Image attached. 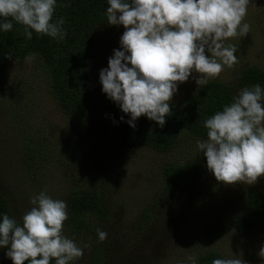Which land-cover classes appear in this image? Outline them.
<instances>
[{
    "label": "rangeland",
    "instance_id": "374dc122",
    "mask_svg": "<svg viewBox=\"0 0 264 264\" xmlns=\"http://www.w3.org/2000/svg\"><path fill=\"white\" fill-rule=\"evenodd\" d=\"M243 23L251 26L248 35L225 41V46L235 45L237 63L231 68L224 66L218 77L210 79L231 84L243 68H264V0H250ZM124 31L123 25L98 28L96 53L88 59L93 92L80 124H72L59 108L38 57L13 61L7 67L0 80V194L8 202L12 217L22 226L23 216L37 207L31 203L32 197L45 192L54 200L67 202L70 189L87 179L103 192L110 208L107 221L99 227L107 239L99 242L92 232L94 227L89 233H74L67 219L62 234L83 249V256L70 264H91V247L85 246L96 241L99 244L95 247L105 256L101 264H192L190 258L200 264L199 256L208 252L219 253L221 259L264 264V257L259 255L264 247V223L246 233L232 225L243 189L257 188L264 196V176L254 184L226 185L212 173L185 181L171 193L163 192L162 164L204 161L206 156L197 146V141L204 140L196 137L181 140L169 151L144 146L109 156L107 94L102 91L99 73L108 67L114 49L121 47ZM199 75L194 71L186 82H178L170 103L198 89L193 77ZM149 206L153 219L148 227L139 229L136 218ZM85 216L90 222L91 215ZM217 224L220 230L209 236L207 228ZM7 250L0 246V264H12Z\"/></svg>",
    "mask_w": 264,
    "mask_h": 264
},
{
    "label": "clouds",
    "instance_id": "9594fccd",
    "mask_svg": "<svg viewBox=\"0 0 264 264\" xmlns=\"http://www.w3.org/2000/svg\"><path fill=\"white\" fill-rule=\"evenodd\" d=\"M250 0H108L110 25H123L119 49L100 70L102 91L130 114L135 128L142 115L160 127L171 114L170 102L178 82L192 73L197 85L204 86L237 63L235 45L228 38L244 37L250 25L243 23ZM57 0H0V29L11 31L16 22L25 26L27 39L32 31L63 39V18L52 22ZM119 14V15H118ZM242 25V26H241ZM239 30V31H238ZM206 51L208 54H206ZM210 53V55H209ZM8 53L7 58L11 59ZM34 55L26 57L33 60ZM131 65V66H129ZM264 90L259 84L243 88L234 102L224 106L204 122L207 139L197 141L206 156L207 169L226 185L254 184L264 176ZM123 120V117H121ZM33 207L22 218V226L7 214L0 222V246L13 264H70L83 256V249L62 232L69 218L67 204L45 192L31 198ZM99 242L107 233L96 230ZM85 247H91L86 245ZM259 255L264 257V247ZM196 264L195 258H190ZM212 264H246L240 258L215 259Z\"/></svg>",
    "mask_w": 264,
    "mask_h": 264
},
{
    "label": "trees",
    "instance_id": "16d2710c",
    "mask_svg": "<svg viewBox=\"0 0 264 264\" xmlns=\"http://www.w3.org/2000/svg\"><path fill=\"white\" fill-rule=\"evenodd\" d=\"M109 6L108 0H57L52 22L63 18L62 28L66 31V36L62 40L38 34L32 29H29L32 31V38L27 39L25 26L11 17L6 18L12 21L13 28L8 32L0 29V80L13 61H24L31 55L38 57L59 108L72 124H80L93 92L88 59L96 53L94 43L98 28L108 24L106 10ZM8 53L12 54L11 59L7 58ZM256 84L264 90V68L256 66L243 68L231 84L208 79L206 85L199 86L180 101L170 103L172 111L165 117L166 123L163 127L145 115L137 118L135 128L131 127L127 123L131 118L130 114L124 113L119 105L107 96L105 110L110 125L108 154L110 157L111 154L121 156L134 148L144 146L164 152L172 150L181 140L193 137L206 140L208 130L204 127L205 120L234 102V98L243 88H252ZM261 103L264 105V98ZM87 131L92 133L88 127ZM90 141L97 147L94 140ZM37 147L39 148V144ZM44 153L47 158L45 148ZM107 169L109 171V168ZM160 171L162 190L169 193L194 177L212 174L207 169L206 157L204 161L193 159L188 162H166L161 165ZM86 181L87 179L68 192L67 226L77 234L84 231L89 233L94 227L92 232L98 237L96 230L107 221L110 208L103 192ZM241 194L243 200L235 212L232 225L239 232L246 233L252 231L254 226L264 223V196L260 195L257 188L251 187L243 189ZM5 214L13 218L8 202L0 194V222ZM85 214L91 215L88 218L90 222H86ZM152 219L153 209L150 206L144 208L136 218L139 229L148 227ZM219 230L218 224L211 225L206 233L212 236ZM97 244V241L91 244V264L104 262V252L95 247ZM215 259H221L220 254L208 252L200 255L198 261L200 264H212ZM25 264L29 262L26 261ZM50 264H55V259H52Z\"/></svg>",
    "mask_w": 264,
    "mask_h": 264
}]
</instances>
